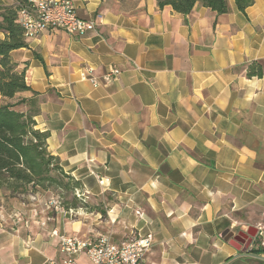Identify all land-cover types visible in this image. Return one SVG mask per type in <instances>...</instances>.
Here are the masks:
<instances>
[{
  "label": "crops",
  "instance_id": "crops-1",
  "mask_svg": "<svg viewBox=\"0 0 264 264\" xmlns=\"http://www.w3.org/2000/svg\"><path fill=\"white\" fill-rule=\"evenodd\" d=\"M141 3L125 15L79 0L98 35L52 29L11 52L38 93L35 128L95 211L47 209L42 190L38 202L0 192V264H58L61 237L119 245L133 232L153 236L145 264H264L248 255L264 258V0L245 13L228 0L222 15ZM254 62L261 77L247 76ZM88 67L120 75L94 87L80 79ZM251 228L242 256L222 237Z\"/></svg>",
  "mask_w": 264,
  "mask_h": 264
},
{
  "label": "trees",
  "instance_id": "trees-1",
  "mask_svg": "<svg viewBox=\"0 0 264 264\" xmlns=\"http://www.w3.org/2000/svg\"><path fill=\"white\" fill-rule=\"evenodd\" d=\"M26 0H14V4L3 6L0 13V192L10 196L36 195L37 190L50 192L60 190L67 193L80 192L81 184L66 175L58 158L47 150L48 132L37 130L34 118L39 112L38 93L31 91L25 79V70L19 71L12 61L11 52L28 49L22 28L17 24V10ZM237 10L245 13L254 0H233ZM157 7L166 6L187 15L195 4H200L218 15L230 11L228 0H156ZM263 74L262 66L254 62L249 66L248 77ZM31 92L29 99L20 94ZM22 108H26L25 111ZM73 197L61 202L66 211L85 205L86 201ZM86 207V206H84ZM260 254V250H252Z\"/></svg>",
  "mask_w": 264,
  "mask_h": 264
},
{
  "label": "built area",
  "instance_id": "built-area-1",
  "mask_svg": "<svg viewBox=\"0 0 264 264\" xmlns=\"http://www.w3.org/2000/svg\"><path fill=\"white\" fill-rule=\"evenodd\" d=\"M78 0H26L17 10V24L22 28L26 40L33 39L46 31L56 29L72 37L98 35L99 17L81 19L77 14ZM88 67L81 71L80 79L98 85H110L118 80L120 71L110 68L100 78ZM37 195L29 194L30 202H38ZM46 208H59L57 200L46 202ZM138 215V213H136ZM258 235L262 237V228ZM55 235L56 233L53 232ZM153 244L152 234L131 233L119 245L113 244L106 235L81 240L75 236L60 238L61 260L58 264H77V258L84 255L89 264H145V258ZM48 264H55L49 262Z\"/></svg>",
  "mask_w": 264,
  "mask_h": 264
},
{
  "label": "rangeland",
  "instance_id": "rangeland-1",
  "mask_svg": "<svg viewBox=\"0 0 264 264\" xmlns=\"http://www.w3.org/2000/svg\"><path fill=\"white\" fill-rule=\"evenodd\" d=\"M140 3H141V0H100L99 9L100 10L110 9V10H114L120 14L134 15L138 11L142 10V6L141 7L139 6ZM13 4H14V0H0V13H1V8L3 6H10ZM76 5H77V3H76ZM81 15H82V13H81ZM95 18H93V19H95ZM0 21H1V19H0ZM27 43H28V41H27ZM33 55L36 59L41 61L39 54H37L36 52H33ZM41 55L44 56V52H42ZM14 56H16V55H14ZM12 61H13V59H12ZM73 197L78 198L80 200L84 199L83 201H86L85 205L79 204V205H81V207H78L77 209H74V210L82 209V210H85L87 212H94L95 211V203L90 202L89 200H85V198L82 196V194L79 191H75L73 193H67L65 191H60V190H51V200L52 199L57 200L60 203V205H61V202L63 203L64 201H71V199ZM84 206H86V207H84ZM63 210H65V209H63ZM251 233L254 234L253 231H251Z\"/></svg>",
  "mask_w": 264,
  "mask_h": 264
},
{
  "label": "water",
  "instance_id": "water-1",
  "mask_svg": "<svg viewBox=\"0 0 264 264\" xmlns=\"http://www.w3.org/2000/svg\"><path fill=\"white\" fill-rule=\"evenodd\" d=\"M252 230H254L253 231L254 234L251 233ZM255 234L256 232L254 228L248 229L246 233H239L237 236H234V234L232 232H229L228 230V232L226 231L222 237L224 241L232 242V244L238 246V251L241 252L240 255L242 256V255H245V253L249 250V247L252 244L253 239L255 238ZM245 241L247 242L243 246ZM248 255L253 258H257V259L264 261L263 257L257 256V255H251V254H248Z\"/></svg>",
  "mask_w": 264,
  "mask_h": 264
},
{
  "label": "flooded vegetation",
  "instance_id": "flooded-vegetation-1",
  "mask_svg": "<svg viewBox=\"0 0 264 264\" xmlns=\"http://www.w3.org/2000/svg\"><path fill=\"white\" fill-rule=\"evenodd\" d=\"M246 242H247V241L244 242L243 246L245 245Z\"/></svg>",
  "mask_w": 264,
  "mask_h": 264
}]
</instances>
